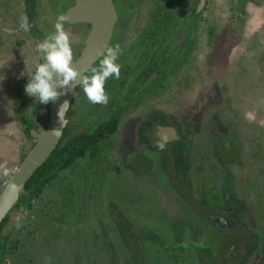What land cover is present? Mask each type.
<instances>
[{"label":"rangeland","instance_id":"rangeland-1","mask_svg":"<svg viewBox=\"0 0 264 264\" xmlns=\"http://www.w3.org/2000/svg\"><path fill=\"white\" fill-rule=\"evenodd\" d=\"M64 1L48 0L51 12L49 33L54 31L56 16L65 10ZM158 1L114 0L118 19L109 46L119 45L121 49L116 61L120 64L118 78L122 77V72L130 63L131 69L137 67L141 33L151 30L146 23L152 18V6L157 5ZM233 3L232 0H206L205 10L195 31L198 44L194 52L205 51L208 30H220L225 35L219 52H226L227 55H221L219 59L225 60L220 66L226 65L222 70H214L212 75L219 78L227 70L231 71L226 81L218 85L222 89L227 88L224 96L237 102V108L222 102L218 104L219 100L208 94L207 89L214 82L202 70L200 58L192 63L189 56L187 62L177 66L174 73L163 81L161 90L150 93L152 95L143 102L127 109L120 119L118 130L99 142L93 157L80 159L65 181L55 178L45 187L43 194L30 200L29 205L23 203L12 210L9 220L3 225L0 264H46V258L49 264H176L184 261L195 264L188 249L191 248L190 236L197 226V216L181 198V193L187 189L176 183V177H172L173 164L169 165L166 158L161 160L159 154L154 156V152L149 151L155 149L154 136L145 131L142 135L138 133V129L144 125L139 122L144 118L141 116L145 108L147 114L160 108L181 110L185 115L186 103L194 99L195 102L198 100L197 103L203 101L205 105L200 116L202 122L207 119L208 111L219 108L222 122L234 133L240 134V144L243 142L248 150L259 147L254 161L248 163L247 174V178H250L258 173L259 194L256 196L253 192L251 195V189L247 188L244 192L245 204L238 217L253 212L254 229L261 232V238L264 237L261 222L264 216V0H239L236 6ZM182 5L181 12L186 15L191 4H184L183 1ZM21 17H25L21 0H0V73L3 74L0 76V110L4 113L0 116V122L2 119L5 120L1 124L11 121L5 132L0 134V163L5 164L8 170L7 175L0 172V186L32 143V138L25 135L22 129L20 115L35 114L36 127L42 124L46 116L44 106H40L35 98L24 91L27 74L31 75L35 65L42 61V56H38L35 50L36 42L32 40V35L19 27ZM184 21L171 34L172 49L185 36ZM63 28L69 35L72 53H78L88 28L78 23L64 24ZM172 49L168 48V51ZM234 64H241L238 72L235 67L231 68ZM16 72L18 78H25L26 81L21 82L17 93L16 90L8 92L6 77ZM89 108L90 102L79 90L70 106L68 129L71 132L89 123L87 117L90 116H86ZM98 110L99 107L96 112ZM210 128L211 122L207 130ZM15 131H18V138ZM197 138H200V155L199 158L194 157V167L188 158V181H193L195 159L203 161L207 175L189 191L196 196L202 188L200 191L210 195L212 185L216 192L219 188V157L207 153L208 141L205 138L208 139V136L205 133ZM122 142L123 146L131 145L128 150L121 145ZM144 152L153 155L156 161L141 157L140 154ZM182 167L186 168L185 164ZM103 171L105 175L101 178ZM186 219L191 221L189 225L175 233L170 225L174 223L179 226ZM239 223L244 224L241 220ZM256 245L254 250L261 252L264 249L260 239ZM168 251H174V255L171 256ZM260 252L257 251V254L260 255ZM252 254L247 257L248 261L253 260Z\"/></svg>","mask_w":264,"mask_h":264},{"label":"flooded vegetation","instance_id":"flooded-vegetation-1","mask_svg":"<svg viewBox=\"0 0 264 264\" xmlns=\"http://www.w3.org/2000/svg\"><path fill=\"white\" fill-rule=\"evenodd\" d=\"M183 1L184 4H191L189 5L190 7L187 10L186 15H183L181 12V10L183 9ZM46 3L48 6V0H21L24 16L27 17V20L31 25L27 32L29 35H32L31 38L36 43L41 41L45 36L49 34V28L51 26H49V15L51 12L49 10L50 6L47 7ZM63 3L65 4V10L63 11V14H65L66 9L73 3V0H65ZM199 3L200 0H193V2L192 0H159L157 5L155 4L154 6H152V10L150 11V16L152 18H150V20L146 23V27L151 28V30H144L141 33L142 37L138 44L139 51L137 54V67L135 68V70L134 68L131 69L132 63H130V66L124 72H122V77H110L108 79L110 84H116L118 81L123 80L122 86H124L126 90L129 89L131 92L133 91V88H135L133 95V99L135 101H132L131 104L133 105L128 106V109L131 107H135V105L140 102H143L144 99L152 95L150 93L161 90L163 88V81H165L174 73V69H176L177 66H180L181 64L187 62L189 56L191 57L192 63L198 62L200 58L199 61L202 64V70H205L211 81L214 82L213 85L207 89L208 94H211V96H214L216 100H219L218 104L222 102L227 106L228 104H231L237 108V102L229 100L228 97L224 96V92L227 88L222 89L220 87V82L226 81V78L232 74L231 71L227 70L226 72L222 73L219 78H216L212 75V72L214 70H222L226 65L225 63L223 66H220L225 62V60L220 61L219 59L221 55L222 57H224V55H227L226 52H224L223 54L219 52L220 45L222 44V41L225 40V35L222 34L220 30H218V32L208 30L207 38L205 41V51L202 53H199L200 51H198L197 54H195L194 52V49L197 48L198 44L197 38L195 36V31L197 25L200 23V16L205 10L206 0H204L201 7H199ZM192 8H196L198 13L200 12L199 18L196 21H193V15L191 13ZM164 9H169L172 12V14L170 15V20L168 21V23H165L166 25L163 24V21L161 19ZM182 20H185L184 22L186 23L185 36H183L182 42L180 41L179 43H175L174 46L176 48L172 49L173 40H171V34L173 32L175 33ZM76 23L83 24L88 28L85 32L86 35L89 30V24L85 22L70 21H66L64 24L72 25ZM165 35H167V37L163 39V36ZM1 39L2 36H0V40ZM168 48H171L172 50L168 51ZM78 53H72L73 59L77 57ZM170 53L173 54L170 55ZM100 58L101 57H99L91 65V67L96 66ZM227 59L228 58H226V61ZM146 62L147 64H150V66L147 67L148 69L144 67ZM240 65L241 64L236 66L234 64L231 65V68L235 67L236 71L238 72ZM218 66L220 67L217 68ZM131 70H133V72H131ZM145 73H147V76L142 79L144 75H146ZM85 74H87V71L85 72ZM2 75L3 74L0 73V76ZM16 79H19L21 81L16 82ZM23 80H25V78H18V72L13 74L11 77H6L8 92L12 90L14 92L16 90L17 93L21 88V82H23ZM132 81H137L134 82V87L131 83ZM2 90L3 82L1 81V91ZM79 90H82L80 85L76 87V95L72 98L70 106L73 103V100H75V98L77 97ZM107 91H109V88ZM204 93L207 94L206 91H204ZM115 101L118 103V100ZM122 101L125 102L124 100ZM197 102L198 100L195 102L194 99L193 102L188 101L186 103L187 107L185 109V115H182L181 110H161L160 108L159 110L156 108L154 111H152L153 113L148 114L145 108L143 115L141 114V118L144 117L142 121L145 120V126L147 128L146 130H144L145 133H151L155 138V149H149V151L154 152V156H156V154H159L161 156V160L166 158L169 165L171 163L173 164V169H171L172 177H176V183L182 185L185 190L187 189L185 192L181 193V198H184V201L189 205L193 213L197 216V226L193 229L192 237L190 236L191 241L189 247L191 248L188 249L190 256L193 257L195 264H264V249L261 252L259 249H253L257 248L256 244L259 239L262 242L261 247H264V237L261 238V232H256V230L254 229V218L252 217L253 212L250 211L249 214H244L238 217V214L240 213V211H242V207L245 204L244 192L247 190V188L251 189V195L253 192H255L256 196L259 194L258 188L260 187V182L258 173L256 175H252L250 178H247V174L249 171L248 163L254 161V156L257 155L259 147L256 146L248 150L247 145L243 144V142L242 144H240L238 138L240 134L234 133L224 122H222L221 119L223 118H221L220 116L219 108H216V110H213L212 112L208 111L210 113H206L207 119L205 121L202 119V122L200 116H202L203 114L205 105H203V101L201 100L199 103ZM41 105H43L45 108L46 116L43 117L42 124L39 127H36V124L34 123L35 114H26L27 116L25 114H22L19 118L20 124L23 126L22 129L25 135H28L32 138V143L29 148L34 143L33 132L38 131L39 129L44 127L47 122L48 103H40V106ZM70 106L68 110L70 109ZM213 106L217 107L218 105L214 104ZM250 107L252 108V105ZM68 110L66 112L67 121L65 127L63 128V131L65 128L68 129L69 125L70 116H68ZM1 114L4 115L2 110H0V116ZM213 119H215V121H213ZM4 120L5 119H2L1 122H3ZM1 122L0 134L5 132V129L9 127L11 121H8L4 124H1ZM210 122L211 128L210 130H207L208 124ZM140 123L141 120L139 124ZM248 123L252 124V122ZM83 128L84 126L79 130ZM71 133L72 132L68 129L66 136L70 135ZM201 133H205L208 136V139L205 138L208 141V148L206 149L207 153L210 152L208 154L212 153L211 155H213L214 157L215 155L219 157L220 162L217 161V169L221 171V176L217 192L214 191V186L212 185L210 195H207L205 191H200L202 190V188H200V190L198 191L199 193L196 194V196H193L192 192L189 190L195 183H200L201 181L199 180L207 175V168L204 166L203 161L195 159V173L193 172V169H190V171L194 173L193 181H188V158H190V163L192 162V165L194 163V157L199 158L200 154L198 153L201 145L200 143H198L200 142V138L197 137ZM15 135L18 138V131H15ZM238 143L240 146L238 145ZM121 145L123 146V142ZM129 146L131 145L125 144L123 147H126L128 150ZM26 151L24 152V154L26 153ZM251 153H253V156ZM140 156L145 157L147 161L155 160L153 155L146 152L140 154ZM209 162L210 166H212L210 160ZM184 164L187 169L182 167V165L184 166ZM181 171L182 175L180 176ZM194 179H197L198 181H194ZM63 180L65 181L66 179ZM182 180L184 182H182ZM3 185L4 184H2V186ZM2 186H0V190ZM184 186H188V188H185ZM24 193L25 189L22 194ZM19 199L17 203L19 202ZM17 203L6 215L5 218L7 219L5 220L4 218L2 221L5 220V222H7L9 220V214L14 208H16ZM23 203L25 202H22L21 204ZM20 205H18L17 207H19ZM262 218L261 222L264 225L263 215ZM239 220L243 221L245 225L239 223ZM188 222L191 221L186 219L185 222L180 224L183 226H177V224L175 225L174 223L170 226H172L174 232L177 233L182 230L180 228L188 226ZM256 223L257 222L255 221V225ZM262 232L264 233V230ZM253 242L254 244H252ZM174 251H168L167 253L173 256ZM257 251L260 252V255L257 254ZM201 254H203V256ZM249 254L253 255V260L251 261L247 260ZM176 264H188V261H184L181 263L176 262Z\"/></svg>","mask_w":264,"mask_h":264},{"label":"water","instance_id":"water-1","mask_svg":"<svg viewBox=\"0 0 264 264\" xmlns=\"http://www.w3.org/2000/svg\"><path fill=\"white\" fill-rule=\"evenodd\" d=\"M204 0H200L199 7ZM65 14L70 22H85L89 24V30L85 35L82 47L71 66L76 69L79 79V72L87 71L89 67L100 57L98 50L108 46L112 37L117 13L113 0H73V3L66 9ZM73 82L63 95L54 101L48 102V118L44 127L33 132L34 143L26 151L22 159L9 174L0 190V223L16 205L20 195L24 192L25 182L33 175L35 170L46 161L51 152L58 144L63 132V127L59 134L54 135L50 130L58 128L57 118L58 106L63 102H68V107L64 112V120L67 121L66 112L70 106L72 98L76 95V87Z\"/></svg>","mask_w":264,"mask_h":264},{"label":"clouds","instance_id":"clouds-1","mask_svg":"<svg viewBox=\"0 0 264 264\" xmlns=\"http://www.w3.org/2000/svg\"><path fill=\"white\" fill-rule=\"evenodd\" d=\"M66 21H68L66 14L57 15L53 24L54 31L36 43L35 50L38 56H42V61L35 65L30 76L27 74L24 91L39 103L46 104L63 95L66 87L69 86L70 82H73L71 86L75 88L77 84L80 85L90 103L106 104L108 96L104 88L105 81L109 77H119L120 64L116 61L121 49L119 45L105 46L102 50L99 49L98 55L101 58L98 64L89 67L87 74L80 71L77 80L78 73L71 66L73 57L69 35L63 28ZM19 27L25 32L29 30L31 25L27 17H21ZM68 105L65 100L58 106L57 118L60 126L50 130L54 135L59 134V130L66 123L64 112ZM0 172L3 175L8 174V170L3 163H0ZM46 264H49L47 258Z\"/></svg>","mask_w":264,"mask_h":264},{"label":"trees","instance_id":"trees-1","mask_svg":"<svg viewBox=\"0 0 264 264\" xmlns=\"http://www.w3.org/2000/svg\"><path fill=\"white\" fill-rule=\"evenodd\" d=\"M232 1L234 2V6L239 3V0ZM191 13L193 15V21H196L199 18L200 12L198 13L196 8H192ZM171 14L172 12L169 9L163 10V16L161 19L164 25H166L165 23H168L170 20ZM167 35L163 36V39L166 38ZM149 66L150 64H147V62L144 65L146 68ZM145 74L146 75H144L142 79L147 76V73ZM108 79L105 81L104 85V87L108 86L105 88V92L108 96L107 103H90V108L86 113V116H90V118L87 117L89 123L85 124L83 129L74 131L68 136H66L68 129H64L60 141L50 154L49 158L41 164L33 175L26 181L25 193L21 195L17 206L22 202L29 205L30 200L43 194L45 187L55 178L67 179L68 174L73 170L72 168L75 165L79 164L81 158L88 157L90 159L93 157L98 150L97 148L99 142L113 135L118 130L120 119L125 114L128 106L133 105L131 104L132 101H135L133 99L135 88H133V91L131 92L129 89L126 90L124 86H122L123 80L118 81L116 84H110ZM134 82L137 81L131 82L133 87ZM108 88L109 91H107ZM115 100H118V103ZM97 107H99L98 112H96ZM70 113L71 110L69 109L68 116ZM140 124H144L138 129L139 135H142L146 129L145 120L141 121ZM104 175V171L101 172V178H103ZM111 215L113 216L112 209ZM6 219L7 218H5V220ZM5 220L0 224V240L4 235L2 225H4Z\"/></svg>","mask_w":264,"mask_h":264}]
</instances>
